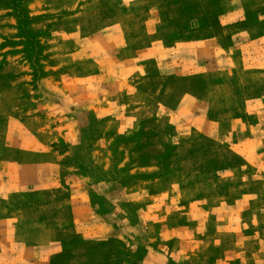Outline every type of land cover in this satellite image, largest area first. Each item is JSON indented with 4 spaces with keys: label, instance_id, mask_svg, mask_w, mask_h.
<instances>
[{
    "label": "rangeland",
    "instance_id": "1",
    "mask_svg": "<svg viewBox=\"0 0 264 264\" xmlns=\"http://www.w3.org/2000/svg\"><path fill=\"white\" fill-rule=\"evenodd\" d=\"M154 1L152 28V7L124 0H0V94L20 76H28L27 98L39 100L30 103L31 109H41L44 117L68 111V119L56 121L86 127L77 135L79 141L93 144L99 125L108 121L104 157L90 158L91 164L84 166L73 159L66 172L89 175V204L95 208L90 219L103 217L116 230L107 239H92L99 246L62 247L53 264H77L68 259L72 253H87L89 264H101L110 250L123 252L127 259L117 263L113 257L109 264H142L146 242L162 237L166 224L186 225L200 216L198 208L206 210L220 201L233 204L244 190L259 187L258 181H245L244 176L252 179L264 173L259 170L264 166L248 165L242 150L232 148L241 136L228 130L234 112L242 125L255 122L254 116L248 119L247 108L264 100V0ZM132 8H139L134 16ZM67 33L90 49V57L115 46L121 58H134L142 49L163 50L145 55L141 70L100 71L91 61L52 70L57 60L52 46L65 49L58 36ZM216 37L225 50L244 52L246 65L237 64L230 72L201 55L206 42ZM58 61L62 64L66 58ZM51 73L71 83L57 85ZM100 92L112 114L106 118L83 108L89 95L98 99ZM68 95L76 97L75 103L67 101ZM195 112L203 114L201 119L194 118ZM4 123L0 114V126ZM258 123L264 126V116ZM260 152L264 159V148ZM71 174L54 188L38 187L42 194L36 198L55 200L63 225L72 219L69 198L77 184ZM170 201L181 209L167 222L163 218ZM214 217L207 215V222ZM193 228L197 232L195 224ZM200 232L196 236L201 237ZM61 237L82 242L73 230Z\"/></svg>",
    "mask_w": 264,
    "mask_h": 264
},
{
    "label": "crops",
    "instance_id": "2",
    "mask_svg": "<svg viewBox=\"0 0 264 264\" xmlns=\"http://www.w3.org/2000/svg\"><path fill=\"white\" fill-rule=\"evenodd\" d=\"M124 1L152 7L148 24L154 28V0ZM239 5L241 4L238 3ZM138 9L132 8L131 16H134ZM234 14H239V10H235ZM121 33L122 27L118 29V34ZM58 37L65 41L66 48L60 51V48L52 46L51 51L56 52L54 57L57 59L55 66L51 67L52 70H58L63 65L68 67L88 61L100 71L116 72L120 68L141 70L144 67L142 63L147 58L145 55L159 54L163 50L155 47L142 49L134 58H121L120 51L115 46L100 52L97 57H90V49L81 41H77L72 33ZM56 40L58 42V39ZM219 41V37L208 40L205 49L202 47L204 52L202 50L201 55L216 60V64L225 65V69L230 72L237 64L246 65L244 52L239 54L240 56L236 55L231 50H225L226 48L219 45ZM62 56L66 58V62L60 64L58 59ZM50 79L55 80L57 85L66 87L71 83L69 79H54L53 73ZM27 80L28 76H20L11 83L12 86L0 94V114L5 121L4 125L0 126V264H53L54 255L58 254L62 247L76 249L80 245L99 246L100 243L92 242V239H107L110 233L116 230L115 226L103 217L93 221L90 219L95 208L89 204V175L84 171L81 175L66 172L73 159L75 165L84 166L91 164L90 158L104 157L108 121L105 119L99 125V136L93 144L83 139L79 141L77 135L84 133L86 127L80 128L56 121L58 118L68 119V111L58 110L44 117L40 114L41 109H31L30 103L39 100L27 98ZM100 94L104 96L98 95V99H92L89 95L83 108L88 113L93 110L97 116L106 118L112 114L103 104L106 100L105 93ZM67 98L68 102H74L76 99L73 96L72 100L69 95ZM254 103L255 106H248L247 117L250 119L254 116L255 122L242 125L243 120L234 112L233 125L231 124L228 133L241 136L242 140L232 144V148L242 150L247 164L262 167L264 159H260L263 158L260 151L264 148V126L258 121L264 116V100ZM202 116L199 112L194 113L196 119H201ZM54 117L55 120L51 121ZM193 125L195 128L199 127ZM200 128L203 127L198 129ZM214 132L212 130V134ZM76 146L80 147V152L75 153ZM85 159L88 161L85 162ZM259 170H264V167ZM69 174L77 186L73 187L69 198L71 224L63 225L58 221L59 207L55 200L45 202L36 198L42 194L38 192V187L54 188L55 184H60ZM246 176L248 177L244 176L245 181H258L259 187L255 190H244L243 197L233 204L220 201L212 207H206V210L198 208L200 216L188 220L189 226L166 224V230L160 235L162 237L146 242V254L142 264H264V173L256 174L252 179L250 175ZM178 209L180 212L181 208L175 207L173 201H170L163 220L172 222L171 217L168 220V216ZM207 215L215 216L210 223L206 220ZM194 224L197 232L193 228ZM70 230L81 236L82 242L73 239L66 241L61 237ZM198 232L201 237L196 236ZM208 238L211 240L208 241ZM123 240L132 249L138 248L132 240ZM104 244L106 243L101 246ZM105 256L109 259L101 261V264L111 263L113 257L117 263L127 259V255L118 250H110ZM68 259L77 264H89L87 253H72Z\"/></svg>",
    "mask_w": 264,
    "mask_h": 264
}]
</instances>
